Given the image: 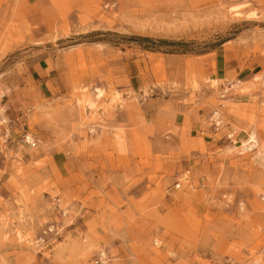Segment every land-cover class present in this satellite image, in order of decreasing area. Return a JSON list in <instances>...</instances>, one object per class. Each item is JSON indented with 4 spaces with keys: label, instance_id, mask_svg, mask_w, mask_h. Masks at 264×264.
Wrapping results in <instances>:
<instances>
[{
    "label": "rangeland",
    "instance_id": "374dc122",
    "mask_svg": "<svg viewBox=\"0 0 264 264\" xmlns=\"http://www.w3.org/2000/svg\"><path fill=\"white\" fill-rule=\"evenodd\" d=\"M29 2L0 0V264H264L238 149L264 142V0Z\"/></svg>",
    "mask_w": 264,
    "mask_h": 264
},
{
    "label": "bare ground",
    "instance_id": "6f19581e",
    "mask_svg": "<svg viewBox=\"0 0 264 264\" xmlns=\"http://www.w3.org/2000/svg\"><path fill=\"white\" fill-rule=\"evenodd\" d=\"M252 14L253 13H251V15ZM97 94L99 96L101 94V91L98 90ZM85 106H87L88 108H92L93 102H88V103L85 104ZM254 129L255 128L245 132L246 133V137H245V139L241 140V145L238 147V149L240 151H244V152L245 151H253V150L256 149L255 156L258 157L259 160H261L260 164H262V166H264V142L260 141L259 136H258V132H257V130H254ZM231 135L232 134H230V136ZM28 140H30L29 136H28ZM28 144H30V147H31V142H29Z\"/></svg>",
    "mask_w": 264,
    "mask_h": 264
},
{
    "label": "built area",
    "instance_id": "2783aa9c",
    "mask_svg": "<svg viewBox=\"0 0 264 264\" xmlns=\"http://www.w3.org/2000/svg\"><path fill=\"white\" fill-rule=\"evenodd\" d=\"M223 97H224V94L221 95V98H223ZM209 122H210V127L214 133H219L224 128V126L226 125L225 119L223 118V116L220 115L218 110H213L210 113ZM226 137L228 139H231L232 136H230L229 133H227ZM32 141H33L32 142L33 146L37 144L36 141H34V140H32ZM178 186H179V184L176 185V187H178ZM104 260H105V256L99 255L96 262L102 263Z\"/></svg>",
    "mask_w": 264,
    "mask_h": 264
},
{
    "label": "crops",
    "instance_id": "0c3cea01",
    "mask_svg": "<svg viewBox=\"0 0 264 264\" xmlns=\"http://www.w3.org/2000/svg\"><path fill=\"white\" fill-rule=\"evenodd\" d=\"M30 0H26V3L28 4V3H30L29 2ZM44 70V67L41 65V64H39V65H37V66H35V73L38 75V74H40L42 71ZM253 80V79H252ZM249 82H251V83H253L251 80L249 81ZM4 121V119L0 116V122H3ZM207 138H209V137H211L210 135H205ZM38 140V142H37V148H43L44 149V151H46V150H50L51 149V146H49V144H48V137H47V135H45L44 133H40V135L38 136V138H37Z\"/></svg>",
    "mask_w": 264,
    "mask_h": 264
},
{
    "label": "trees",
    "instance_id": "16d2710c",
    "mask_svg": "<svg viewBox=\"0 0 264 264\" xmlns=\"http://www.w3.org/2000/svg\"><path fill=\"white\" fill-rule=\"evenodd\" d=\"M145 40H147L148 38H144Z\"/></svg>",
    "mask_w": 264,
    "mask_h": 264
}]
</instances>
